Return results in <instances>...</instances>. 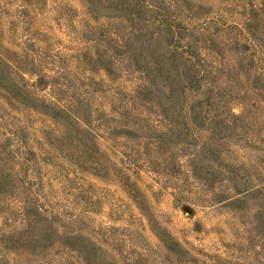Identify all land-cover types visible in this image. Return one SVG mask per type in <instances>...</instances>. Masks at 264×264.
Returning a JSON list of instances; mask_svg holds the SVG:
<instances>
[{
	"label": "rangeland",
	"instance_id": "obj_1",
	"mask_svg": "<svg viewBox=\"0 0 264 264\" xmlns=\"http://www.w3.org/2000/svg\"><path fill=\"white\" fill-rule=\"evenodd\" d=\"M138 17L167 19L182 42L216 39L202 47L221 71L214 104L242 120L218 127L221 111L206 106L205 127L184 115L173 137L170 118L136 96L144 77L125 51ZM0 54L33 96L69 111L55 121L0 88V173L13 175L0 264H82L57 243L65 233L98 248L92 264H264V0H0ZM24 202L28 218L40 209L39 229L61 232L28 255Z\"/></svg>",
	"mask_w": 264,
	"mask_h": 264
},
{
	"label": "trees",
	"instance_id": "obj_2",
	"mask_svg": "<svg viewBox=\"0 0 264 264\" xmlns=\"http://www.w3.org/2000/svg\"><path fill=\"white\" fill-rule=\"evenodd\" d=\"M109 8L117 10L118 5ZM144 11L150 14L155 13L153 7L149 11L144 7L141 8V12L143 13ZM137 19L141 23L143 22V26L136 23L135 19H133L131 21L132 35L129 39V44L136 46V50L125 51V54L129 55L130 62L144 77V85L137 89L136 96L153 102L164 120H169L170 118L171 126L175 128V131H172L173 137L182 135L179 126L184 115L190 116L194 123L205 127L206 119L199 120L202 117L204 108L206 106L209 108L213 107L215 111L223 109L214 104V96L217 94L213 84L216 81L214 75L221 71L210 63L217 58L213 54H204L202 52L204 49L202 47L208 44H215L216 39L205 33L204 36L209 37L201 40L202 42L199 39H194L193 36H190L186 42H182L183 38L179 36L175 26L167 19L161 18L158 22H156V18H153V21H150V19L142 20L139 17ZM105 60L108 62H102L104 63L102 67L107 74L111 75L112 64L108 58ZM9 68H12L11 65L0 54V88L7 92L18 104L48 116L55 121L67 116L66 112L69 113V111L64 106L52 104L33 96L25 85H22L19 80L14 78ZM225 112L221 111L219 112L220 114L215 116L219 121L214 125L218 127L224 126L228 129L229 119L238 121L243 118L232 111L228 112V110H225ZM74 117L78 118L77 116ZM76 120L79 122L78 119ZM151 133L155 135V140L160 145H167L169 133L163 131ZM3 168L0 173V193L2 194L13 187V175L5 176ZM253 190L255 189L246 187L243 192L249 193ZM29 208V204L24 202L22 205L23 215L24 217L26 216V222L28 219L29 229L34 230L26 239H21V243H24L21 244V251H25L26 255H28L29 251L40 252L50 248L54 245L52 239L59 232H56L52 226L48 229H39V226L43 223V220L40 219V209L33 208V212H39V216L28 218L29 213L27 214L25 211ZM57 243L75 252L82 264H92L94 259L97 261L99 257L98 248L83 234L65 233L60 236ZM0 244H8L7 238H4ZM167 248L177 255L186 254V250L173 238L168 242ZM16 262L14 259L6 260L7 264H16Z\"/></svg>",
	"mask_w": 264,
	"mask_h": 264
},
{
	"label": "water",
	"instance_id": "obj_3",
	"mask_svg": "<svg viewBox=\"0 0 264 264\" xmlns=\"http://www.w3.org/2000/svg\"><path fill=\"white\" fill-rule=\"evenodd\" d=\"M183 211H184L186 214H188V215H192V214H193L192 209L189 208V207H184V208H183Z\"/></svg>",
	"mask_w": 264,
	"mask_h": 264
}]
</instances>
